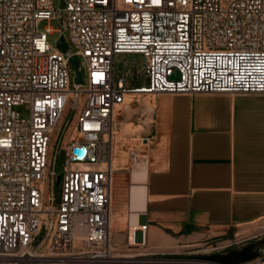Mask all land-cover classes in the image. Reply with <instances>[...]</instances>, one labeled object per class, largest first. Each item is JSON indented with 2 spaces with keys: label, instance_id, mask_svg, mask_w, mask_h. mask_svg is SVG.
<instances>
[{
  "label": "built area",
  "instance_id": "obj_1",
  "mask_svg": "<svg viewBox=\"0 0 264 264\" xmlns=\"http://www.w3.org/2000/svg\"><path fill=\"white\" fill-rule=\"evenodd\" d=\"M63 4L58 12L52 0H0V264L131 262L118 256L110 234L116 115L131 95L264 94V0ZM55 18L62 27L52 45L54 29L39 24ZM117 54L142 55L148 85L128 88L123 77L115 85ZM74 55L84 69L79 85ZM69 111L57 201L45 197L46 178L55 176L49 150ZM147 227L127 222L128 246L143 250L135 261L219 264L202 257L255 244L258 257L240 264H264V228L156 252L147 250Z\"/></svg>",
  "mask_w": 264,
  "mask_h": 264
},
{
  "label": "crops",
  "instance_id": "obj_2",
  "mask_svg": "<svg viewBox=\"0 0 264 264\" xmlns=\"http://www.w3.org/2000/svg\"><path fill=\"white\" fill-rule=\"evenodd\" d=\"M138 100L143 136L127 152L144 164L147 198L137 223L148 226L147 250L198 245L264 219V94L156 93ZM116 156L112 214L123 217L134 167L125 181Z\"/></svg>",
  "mask_w": 264,
  "mask_h": 264
},
{
  "label": "rangeland",
  "instance_id": "obj_3",
  "mask_svg": "<svg viewBox=\"0 0 264 264\" xmlns=\"http://www.w3.org/2000/svg\"><path fill=\"white\" fill-rule=\"evenodd\" d=\"M63 0H52L53 8L58 12L62 9ZM47 26H51L54 29V33L48 35V42L52 45H56L57 40L59 39L61 33L60 29L62 27L61 20L59 18H55L52 20H42L39 24V30L44 31ZM145 59L140 54H117L114 60V77H115V85L120 77H123L125 81V86L128 88H139L144 85H148V80L145 78L142 70V65L144 64ZM71 88H74L73 82L71 84ZM143 100V97H139ZM138 102L128 103L126 105L118 106V112L116 115V133L114 135V163L113 169H117L118 159L117 154L120 157L119 166L123 169H126L124 172L126 176V180L128 182L129 171L132 167L136 168V171L131 170V180L134 182H144V164L139 163L138 161H133L130 158V152H127V148L130 147V143L136 142L132 140L136 138L140 140L143 136L142 134V126L140 125L138 119ZM72 111L67 112L62 119L59 121L57 131L54 134L49 150V157L52 158L50 164V171L55 173V176L51 175L46 178V194L45 197L54 196L56 200H59L60 197V185H57V178L62 176L64 173V167L66 165V157H65V146L69 140L70 133L72 132L73 124L68 131H66V127L68 122L72 118ZM54 144V145H53ZM125 144L126 147L123 148L124 152H118V145ZM137 153V152H134ZM139 153V152H138ZM140 156V154L136 155V160ZM121 173V172H120ZM117 175V174H115ZM133 186V185H132ZM116 215V214H115ZM127 222L128 221V212L124 214V216L117 215V221L115 225L112 227V243L113 247L116 248L117 253H127V251L132 253H137L139 251H143L140 248H131L128 246L126 241L127 236ZM122 224L123 230L117 231L116 228L118 225ZM260 228H264V219L256 224L244 227L242 229L236 230L234 233L248 234L251 232H255ZM232 233L230 236H232ZM136 241H141V234L138 233L136 236ZM176 251L178 249H175ZM174 250V251H175Z\"/></svg>",
  "mask_w": 264,
  "mask_h": 264
},
{
  "label": "water",
  "instance_id": "obj_4",
  "mask_svg": "<svg viewBox=\"0 0 264 264\" xmlns=\"http://www.w3.org/2000/svg\"><path fill=\"white\" fill-rule=\"evenodd\" d=\"M64 4L62 3V7ZM58 48L65 52L68 49V44L64 37H61L58 42ZM70 63L75 71L74 76V83L79 85L83 84V76H84V69L79 70V61L78 58L74 55L70 58ZM174 78H178V75L176 74ZM77 152L83 153L84 149L76 150ZM61 180V177L59 176L57 178V185H59ZM256 245L250 244L242 249L239 250H233L226 254H213L209 256H203L202 258L211 262L219 263V264H240L244 263L250 260L255 259L258 257L259 253L255 251ZM18 264H37L36 262H21ZM120 264H146L140 261H131L126 263H120Z\"/></svg>",
  "mask_w": 264,
  "mask_h": 264
},
{
  "label": "bare ground",
  "instance_id": "obj_5",
  "mask_svg": "<svg viewBox=\"0 0 264 264\" xmlns=\"http://www.w3.org/2000/svg\"><path fill=\"white\" fill-rule=\"evenodd\" d=\"M146 94L143 93H137L136 95H131L130 97L127 98V104L128 103H133V102H138V98L139 97H143ZM133 97H136L137 99L134 100ZM114 163V160H113ZM134 172L136 171V168H133ZM146 193H147V189L146 186L144 185L143 182H134L132 189H131V205H130V210L128 211V221L132 224V226L137 225V218H138V212L139 211H143L145 210V203H146ZM141 211V212H142ZM117 221V215H115L114 213L112 214V222H111V242H112V234H114L112 232V227L115 225V222ZM112 245V244H111ZM174 247V246H173ZM166 249V248H165ZM168 249V248H167ZM170 249V248H169ZM164 251V250H163ZM118 256L123 257L124 260L126 261H135L133 258L134 254L132 252H128L124 253V254H118ZM126 258V259H125Z\"/></svg>",
  "mask_w": 264,
  "mask_h": 264
}]
</instances>
